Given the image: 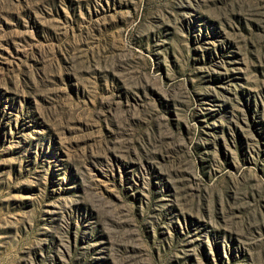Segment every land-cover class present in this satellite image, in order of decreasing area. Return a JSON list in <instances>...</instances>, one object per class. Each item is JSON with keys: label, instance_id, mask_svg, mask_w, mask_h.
<instances>
[{"label": "rangeland", "instance_id": "374dc122", "mask_svg": "<svg viewBox=\"0 0 264 264\" xmlns=\"http://www.w3.org/2000/svg\"><path fill=\"white\" fill-rule=\"evenodd\" d=\"M0 264H264V0H0Z\"/></svg>", "mask_w": 264, "mask_h": 264}]
</instances>
